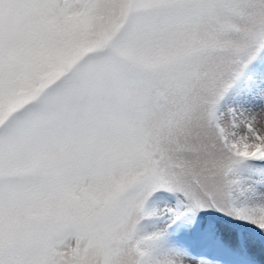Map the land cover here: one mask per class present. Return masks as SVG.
<instances>
[{
  "label": "snow or ice",
  "instance_id": "6c2138e0",
  "mask_svg": "<svg viewBox=\"0 0 264 264\" xmlns=\"http://www.w3.org/2000/svg\"><path fill=\"white\" fill-rule=\"evenodd\" d=\"M0 264H264V0H0Z\"/></svg>",
  "mask_w": 264,
  "mask_h": 264
}]
</instances>
